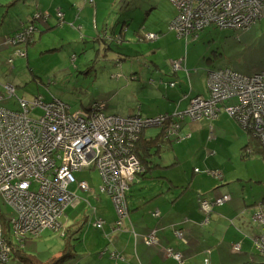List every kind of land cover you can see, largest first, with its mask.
Masks as SVG:
<instances>
[{
	"label": "crops",
	"instance_id": "1",
	"mask_svg": "<svg viewBox=\"0 0 264 264\" xmlns=\"http://www.w3.org/2000/svg\"><path fill=\"white\" fill-rule=\"evenodd\" d=\"M12 1L0 2V94L2 95L5 93V85L15 86L19 83H26L32 77L36 78V70L33 68V60H30L29 53L36 52L38 48L53 53L49 49L55 47V43H62L59 38L54 36L57 28L66 27L65 21H68L70 14L75 21L76 17L73 12L81 10L78 9L77 2L79 0H24L23 4L18 5L17 9L12 11L10 8L15 5V3L11 4ZM138 1L121 0L112 25L101 20V26L95 23V28H89L92 30L90 36H83V48L77 50L81 53L80 55L86 56L88 49L92 48L93 54L92 58L83 60L86 69L80 70L76 66V72L82 75L83 79L91 75L97 81L102 73L99 67L103 66L105 68L103 81L107 83H102L101 89L109 103L94 101L86 105L85 102L88 98L86 96L81 101V109H88L99 104L104 105V112L108 115L122 117L141 115L144 118H152L172 114L176 110L185 112L193 98L209 97L208 78L211 70L202 75L201 78L204 79H201L203 86H201V82L197 83L196 81L195 83L192 81V74L188 70L189 63L195 67L193 62H196L197 66L206 58L203 54L194 60L191 54L189 56L186 53V56L179 60L182 63L181 69L183 70L181 71L186 72L181 76L179 71H170V67L163 69L155 62L150 70L144 73L145 70L139 65L138 61L140 60L138 59H140L139 57L145 58L156 55L159 50L155 48L145 54L142 53L137 57L126 59V56L129 57V55L120 54L115 50L114 44L111 46V40H108L107 47H102L105 42L100 40L101 36L104 35L102 37L106 40L109 34L111 36L117 34L116 31H121L120 34L124 35L125 43L120 45H127L126 34L128 30L122 32L123 28L125 30L126 25L124 27L115 25H117L120 16L128 21L132 16L138 15L137 11L143 6ZM158 2L152 0L151 6L154 8L153 3ZM86 9H89L87 12L97 14L90 4L85 5L83 10ZM42 13L49 14V19L44 21L45 19L42 18L38 20L39 22H35L34 18L37 19L39 15L42 16ZM58 13L64 15V23L62 24L59 21ZM176 15L177 10L172 20ZM43 17L45 18L44 15ZM33 20L35 22L33 43L15 44L8 42L7 38H12L22 27L27 26L28 23L32 24ZM145 20L142 17L140 23ZM76 23L81 22L77 19ZM88 26L92 27V24H88ZM105 27L109 28L106 29ZM80 30H82V26ZM160 31L158 33L160 35L159 40L163 35L161 28ZM218 31L219 29L211 26L198 33L197 37L181 39L189 44L191 41L196 42L201 37L203 39L206 36L205 41L212 43L215 41L213 38ZM141 32L147 33L145 29H142ZM88 38L91 39L89 44L87 43ZM114 43L119 45V41ZM89 46L92 47L89 48ZM20 51L26 55H19ZM43 54L44 52L42 56ZM77 55L74 51L69 56L70 63L73 65L78 61ZM11 60L12 62H10ZM129 61L133 62L129 63L132 69L127 71L124 66ZM119 62L120 65L118 66ZM26 66L31 68L30 71H27ZM115 66L121 68L123 72H113L112 68ZM58 71V69L51 68L49 73L55 72L56 75ZM68 78L69 76L64 78V82L69 81ZM124 78L126 79L124 80L126 85L131 86V88L129 92H126L127 99L117 100L123 93L121 90L125 87L117 81ZM167 81L170 84L175 83V86L170 88L173 89L172 92L177 97L175 98L177 103L171 102L165 93L160 91L161 85H164ZM84 85L86 84H78L79 88L72 87V89L79 90ZM66 87L64 86L65 89H62L64 92L62 91L63 93L58 95L56 99L71 106L62 98V95L67 91ZM176 89L177 91H174ZM142 93L145 95L140 96ZM142 98L152 99L153 104L145 105ZM9 100L11 99L5 97L0 105L9 108L7 106ZM232 101L234 100L231 99L220 105L219 125L221 120L228 119V108L235 106L238 102V100L237 102ZM17 104V108L13 110L19 109L18 100ZM182 106L184 110H182ZM33 114H37L36 110L33 111ZM188 120L186 118L180 122L181 136L187 140L180 143L182 139L176 141L171 138L168 143L160 147L159 152L157 151L150 157L151 161L154 158L155 164L150 165V169H147L143 173L144 175L139 176L136 183H134L127 199L128 215L121 220L120 225L118 224L120 221L118 211L114 202H111V197L105 194V197L102 198L104 195H98L93 189L89 192L91 194L94 192L98 206L92 208V215L91 211H89V215H85L83 224H69L70 219L67 216L65 218L64 215L60 218V230L63 225L66 227V224H68V228L64 231V238L67 240V251H69L65 264H178L174 258L167 255V250L170 247L180 252L187 264H264V258L256 251L253 240H250V237L255 240L263 233V227L255 222L253 217L259 210L264 211V202L259 203L255 198L252 202H249V197L245 194L246 188H244L241 180L243 176L237 172L234 165H230L232 159L226 150L230 146L228 139L224 136H216L214 139L211 138L207 144L205 142L200 143L203 140L198 143L195 130L186 122ZM207 121L210 123L215 122L214 120ZM210 130V134L214 136L215 127L213 124H210ZM161 132L162 129L160 132L157 131L156 134L145 131L142 141L156 138ZM246 134L239 137L240 143H243L242 158L244 148H255L254 139L248 133ZM214 141L219 143L218 146L212 144ZM162 152L166 154L164 158L161 156ZM256 156L243 158L241 162L243 163ZM260 156L264 157V154ZM156 157L160 161H156ZM184 162L186 164H183ZM178 169L179 171H177ZM218 171L221 172V177L215 176L213 178L214 176H210V173ZM216 178H219V180ZM147 181L149 185H147ZM228 182L229 185L226 186L225 184ZM227 195L231 199L224 205L215 207L209 216L201 210L203 200L214 201ZM79 204L70 206L65 213L67 214L72 207ZM76 217L74 216V218ZM97 219L104 221L102 230L95 227ZM177 231L183 233V239L176 236ZM152 233H156L158 244L149 246L146 244V238ZM237 243L241 244L240 252L233 250L234 245ZM60 253L62 252H57L55 257L60 256Z\"/></svg>",
	"mask_w": 264,
	"mask_h": 264
},
{
	"label": "built area",
	"instance_id": "2",
	"mask_svg": "<svg viewBox=\"0 0 264 264\" xmlns=\"http://www.w3.org/2000/svg\"><path fill=\"white\" fill-rule=\"evenodd\" d=\"M181 5L182 11L178 10L172 23L176 28L181 25L193 37L211 26L248 31L264 19V0H182ZM28 38L33 42L29 28L16 41L26 42ZM173 62L176 70L182 68L181 61ZM174 86L172 82L170 87ZM208 87L209 97L193 98L187 111L152 118L108 115L104 105L99 104L72 112L69 104L56 98L46 102L42 96L31 101L18 99L17 110L0 105V195L12 210L0 221V264L14 259L16 240L24 242L38 238L45 230H60V218L66 209L81 202L70 186L78 182L79 189L91 190L88 182L77 180L76 174L84 170L101 173V192L114 202L120 225L128 215V192L145 172L135 149L146 128L161 125L167 130L165 138L177 141L183 139L181 121L216 120L220 105L237 99L228 112L264 146V72L247 76L230 68L214 69L209 71ZM16 91L14 85H6L0 102L5 97L14 98ZM36 109H42L43 114H33ZM210 174L222 176L219 171ZM230 199L227 195L214 201L203 200L201 210L209 216L215 207ZM253 220L263 227L254 245L264 258V211L256 212ZM103 225L97 219L96 228L103 229ZM176 236L183 239L180 231ZM146 244H158L156 233L146 238ZM233 250L240 252L241 244H235ZM167 255L178 264H187L173 247Z\"/></svg>",
	"mask_w": 264,
	"mask_h": 264
},
{
	"label": "rangeland",
	"instance_id": "3",
	"mask_svg": "<svg viewBox=\"0 0 264 264\" xmlns=\"http://www.w3.org/2000/svg\"><path fill=\"white\" fill-rule=\"evenodd\" d=\"M120 1L121 0H94L93 3V0H79L77 2L78 9L81 10L79 12L77 10L73 12L74 16L76 17V20L74 21L73 17H71L70 14L68 17V21H65L66 27L63 28L61 26V28H57L56 35L54 36L56 38H59L62 43H55V47L49 49L53 51V53H50L47 50L42 51L41 48H38L36 52L33 51L29 53L30 60H33V68H35L36 70V75H35L36 78L32 77V79H30L26 83H19L15 85L17 89L16 96L11 100H9L7 106L9 108L15 109L17 108L18 105L17 104L18 99L25 98V100L31 101L32 99L38 96H42L46 102H51L54 99V97L57 98L58 95L64 92V90H62L65 89L64 86H67L66 87L67 91L65 94L62 95V98L71 104L72 112H76L82 108L81 101L86 96H88L85 102L86 105H89L94 101L104 102L105 104L106 103L108 104L109 102H107V98L105 97L101 89L102 88L101 84L107 83L103 81L105 77L104 76L105 68H103V66L99 67V69L102 70V73L100 74L97 81H95V79L91 75L83 79L82 75L77 74L76 66L80 70H85L86 65L83 64V60L92 58L93 49L90 48L92 46H89L90 49H88L86 56L80 55L81 53L77 49L83 48L82 38L83 36L91 35L92 30L89 28H95L96 26L95 23L101 26V20H103L107 24L110 23L112 25L115 19L116 12L118 13ZM157 1L159 2L156 4L153 3V5L155 6L154 8L151 6L152 0H145V2L144 0L138 1L139 4L141 5L143 4L140 10H138L139 12L138 14H140L141 21H142V17L146 19L143 22L144 24L143 29H145L147 33L144 34V37L143 36L140 37L142 38L141 40L143 42L142 43L138 42L137 34H135L133 31H130L126 34L127 44L137 52L145 54L147 51L151 50L152 48L159 50V53L157 52L156 55H152L151 57H145V58L139 57L140 59L138 60L140 61L138 62L139 65L142 66V68L145 70L144 73H147L148 70H150L152 64H154L155 62L159 64L160 67H163V69H165L166 67L168 68L170 67V71L173 70L176 72L179 71L180 75L182 76L186 72L181 71L183 69L180 68H177L176 70L175 67L176 63H174L173 61H178V63H180L179 60L183 59L184 56H186V53L189 56L191 54L194 60L197 59V57L202 54L204 57H206L205 59H203L204 58L203 57L202 58L203 61L200 62L199 65L197 66H196V62H193L195 64V67L192 66L190 63L188 65L189 69L188 68L187 69L190 70V74H192L191 79L195 83L196 81L197 83H200L201 79H203L201 78L203 77L202 75H205L209 70H213L217 68H230L239 74H243L247 76L264 72V19H262L258 24L254 25L248 31H235L231 29L219 30L217 33H215L216 36L213 38V40L215 41H213L212 43H208L207 41H205L206 36H204L203 39L201 37L196 42L191 41L189 44H186V42L181 38L193 37V35L188 36V34H186L182 30L181 25H178L176 28L175 25L171 23L173 21L172 20L173 17L176 14V10H177V15L179 14L178 10L182 11L180 8L182 0H157ZM0 2L5 3L6 0H0ZM12 3H15V5H12V7L10 8L13 11L17 9L18 5L23 4L24 0H13L11 4ZM89 4L92 5L93 9L96 10L97 12L96 15L93 14L94 12H87L89 9H86L85 11L83 10L85 5H89ZM144 6L146 9L144 8ZM43 15L45 16V18L43 17ZM43 15L42 16L39 15L37 19H35L36 18L35 17L34 18L35 22H39L38 20H41L42 18L45 19L44 21H47L49 19V14L48 15L43 14ZM58 16L60 23L61 24L64 23V18H63L64 15L58 13ZM77 19H79L81 23H76ZM35 22L33 21L32 23L33 27L29 28V32L32 37H34ZM173 22H175V20ZM88 24H92V27H89ZM81 26H82V30H80ZM105 28L108 29L109 27H105ZM160 28L164 35L163 39H162L163 35L159 40L160 35L158 37L157 35L155 36L153 33H148V32L160 33L161 32ZM176 31H178L179 34H176L175 33ZM102 36L104 37V35ZM102 36L100 40L105 42V44L102 45V47H107L108 40H111L112 42L113 39L119 41V45L125 43L123 34L116 36L110 35L108 36V38H106V40H104ZM87 40H88L87 41L88 44L91 43L90 38H88ZM74 51H76V53L78 54L77 55L78 61L75 65L70 63V59H69L70 54L74 53ZM43 52L44 54L42 56ZM128 58L130 57L126 56V59ZM199 59L201 60V58ZM129 63H133V62L129 61L127 62V64H125L124 69L127 71L129 69H132L131 64ZM119 65L120 62L118 63V66ZM51 68L55 70L57 69L59 70L56 75H55L56 71L52 74L49 73L51 71ZM26 69L27 71H30L31 68L26 66ZM112 69L113 72L115 73L123 72V70L117 66L113 67ZM94 75H96V73H94ZM65 76L66 77L69 76L68 78L69 81L64 82L65 80L64 78H66ZM124 80L126 79L124 78L121 81H117L121 84V86L123 85L125 86L121 90L123 93L121 94V96H119L117 100L127 99L126 92L130 91L131 86H127ZM83 83L86 85L80 87L79 90L72 89V87H78V84H83ZM50 84L52 85L51 87L49 86ZM201 86H203L202 82H201ZM161 87H162L160 88L161 93H165V95L167 96V98H169V100H171V102L177 103V100L175 99L177 97L172 92L173 89L170 88L169 81L164 83V85H161ZM177 89L174 91H177ZM143 95L145 94L142 93V95L140 96ZM142 100L143 103L147 106L149 104H153L152 99L142 98ZM233 100L234 101L232 102H237L236 99ZM181 108L182 110H184L183 106ZM36 113H37L36 115H41L43 113V110L36 109ZM227 115H228V119L221 120L220 125L218 123V119L214 120L215 122L211 121L212 123L208 122L206 119L196 120V121H192L189 119L186 122H188V125L192 126V128L195 130L196 132L195 137L198 140V143L200 140H203L200 141V143L205 142L207 144V142H209L211 138L214 139L216 136H220V137L224 136L228 139V141L230 142L229 144L230 146L226 150L230 155V158L232 159V161H230V165H234L237 172L243 176L242 177L243 179L241 180L244 188H246L245 194L247 197H249V202H252L254 198L259 203L264 202V157L257 155L256 157H252L250 160H247L243 163L241 162L243 159L242 158L243 143H240L239 137L244 136V134L247 135L246 134L247 132L245 128L240 124V122L236 120L229 112H227ZM169 122L165 124L164 127H166L169 124ZM210 124H213V126L215 127L214 136L210 134L211 131ZM162 128L163 126L160 125V127L158 126L149 127L144 129L143 131L144 132L151 131L152 134H156L157 131L160 132ZM166 131L164 130V128L162 129L164 135L166 134ZM143 133L141 134V140L142 137H144ZM251 136L253 137L254 140L260 143V141L257 140L256 137H254L252 134ZM183 139L180 143L187 140L185 139V137ZM156 142L159 147H162V145L168 143L161 139L157 140ZM212 144L218 146L219 143L214 141L212 142ZM164 155L166 154L162 152L161 156L163 158ZM149 161L151 162L149 166L150 165L152 166L155 160L153 158L151 161V159L149 158ZM156 161H160V159L156 157ZM183 164L186 163L184 162ZM143 169L144 171H146L144 166ZM177 171H179V169ZM76 175L78 181L88 182L91 186V189L95 190V192L98 195H104L102 198L105 197V194L101 192L103 179L101 173L98 170H93V171L84 170L82 172L77 173ZM210 176L213 175L210 174ZM213 178H215V176ZM235 178L237 179L238 177L236 176ZM216 179L219 180V178ZM148 183L149 182L147 181V185H149ZM225 185L228 186L229 182ZM133 187L134 184L131 186L130 191L128 192V196ZM70 190L75 195L81 198V202L76 207H72L67 212V214L65 213L64 217L67 216L70 219L69 224H76V223L83 224L85 215L88 214L89 211H91V215H92V211H93L92 208L97 207L98 202L95 201L96 198L94 197V192H92L91 194L90 192H86L79 189L78 182L70 186ZM110 200L113 203L111 198ZM2 213H5L6 215L8 214V216H10L12 214V210L4 204V199L0 195V217ZM74 216L77 217L74 218ZM67 225L68 224H66V227H64L63 225L62 229L59 231H53L51 229L45 230L41 234L40 238L38 237L35 239H28L26 240V242L23 243L16 240L15 245L22 246L25 252L37 256V258H39V260L44 263H46L52 258H56L55 255L57 254V252L61 251L62 252L60 253L61 255L58 256L59 258L57 257L58 259H60V257H63L65 255L67 256L69 253V251H67V240L64 238V231L66 230V228H68ZM250 240H253V244H254L255 240L252 237H250ZM75 244H77V242H75ZM104 245H106V243H104ZM256 251L258 252L257 249ZM65 263L66 261L63 264ZM9 264H22V263H20L17 260H14L9 262Z\"/></svg>",
	"mask_w": 264,
	"mask_h": 264
},
{
	"label": "trees",
	"instance_id": "4",
	"mask_svg": "<svg viewBox=\"0 0 264 264\" xmlns=\"http://www.w3.org/2000/svg\"><path fill=\"white\" fill-rule=\"evenodd\" d=\"M137 13H139V12L137 11ZM140 20H141L140 14L136 15L135 17L132 16L131 18H129L128 21H125L124 17L120 16L119 21H118L117 25H115V26L122 27V26L126 25L125 30L123 28L122 32H125L126 30H128V32L133 31L135 34H137L138 42L142 43L143 41L141 40L142 38H140V37H142V36L144 37L145 33L141 32L143 29V22L140 23ZM120 23H122V24H120ZM31 26H32V24L28 23L27 26L22 27L17 33H15L12 38L10 37L7 39L8 40H16V38L18 37L19 34L23 33L24 30L30 28ZM120 32L121 31H116V33L119 35H120ZM117 34H115V36ZM139 34H140V36H139ZM153 34H155L159 37L158 33H153ZM31 38L34 41V37L31 36ZM26 42L29 44L33 43V42H30L29 38L27 39ZM114 42H116V39L112 40L111 46H113V44H114V49L117 50L120 54L125 53V54L129 55V57H137V56H139V54L140 55L142 54L140 52H137L136 50H133L128 44L121 46V45L115 44ZM246 132L251 136L250 131L247 130ZM165 137H166V135H164V133L161 132L160 135H158L156 138H152L150 140H143V141L141 140L138 143L135 151H136V154L138 155V157L140 158L142 165L145 167L146 170L150 169L149 164L151 162L149 161V158L151 156H153L157 151L159 152L160 147L157 145L156 141L160 140V139L163 141H167V142L170 141L167 138H166L167 139L166 140ZM254 141H255V148L254 149L252 147L251 148L250 147L244 148L243 158L251 157L253 155H263L264 154V146H262L261 143H259L258 141H256V140H254ZM248 149H251V150L248 152L247 151ZM141 175H144V174H141ZM99 230H102V229H99ZM58 258L57 257L52 258L49 261H47L46 263H44V262L40 261L39 258H37V256L25 252L24 248L22 246H18V248L14 254V260H17L22 264H63V262L66 260L67 257L65 255L63 257H60V259H58Z\"/></svg>",
	"mask_w": 264,
	"mask_h": 264
},
{
	"label": "bare ground",
	"instance_id": "5",
	"mask_svg": "<svg viewBox=\"0 0 264 264\" xmlns=\"http://www.w3.org/2000/svg\"><path fill=\"white\" fill-rule=\"evenodd\" d=\"M8 42H11V43H15V44H21V43H27V42H17L16 40H8ZM27 44H29V43H27ZM20 54H24V56L26 55L25 53H23V52H21L20 51V53H19V55ZM6 86V85H5ZM19 101V100H18ZM8 215V214H7ZM5 218H6V214L5 213H2L1 214V217H0V221L1 222H3L4 220H5ZM120 222V221H119ZM118 222V223H119ZM40 237V236H39ZM28 240V239H27ZM24 242H26V240H24ZM21 243H23V242H21ZM16 247L18 248V246L16 245ZM17 250V249H16ZM16 252V251H15ZM15 254V253H14ZM14 260V259H13ZM13 260H11V261H13ZM10 261V262H11ZM9 263V262H8ZM4 264H7V263H4Z\"/></svg>",
	"mask_w": 264,
	"mask_h": 264
}]
</instances>
